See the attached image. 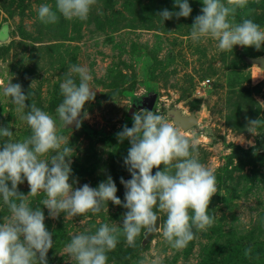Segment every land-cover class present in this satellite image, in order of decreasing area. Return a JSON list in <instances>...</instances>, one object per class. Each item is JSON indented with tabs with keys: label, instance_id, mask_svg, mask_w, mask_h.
Instances as JSON below:
<instances>
[{
	"label": "rangeland",
	"instance_id": "obj_1",
	"mask_svg": "<svg viewBox=\"0 0 264 264\" xmlns=\"http://www.w3.org/2000/svg\"><path fill=\"white\" fill-rule=\"evenodd\" d=\"M174 2L97 0L86 21L61 16L58 23L46 25L38 19V7L50 4L55 10V0H0V28L7 26L9 33V39L0 43V80L6 84L13 77L11 83L21 84L25 94L34 93L26 104L34 100L56 119L57 134L68 138L74 149L69 183L76 180L74 187L95 188L111 176L122 202L125 189L120 179H131L123 163L130 143L119 142L116 133L123 125L132 126L133 112L144 108L161 114L182 136L195 139L199 161L217 182L218 191L208 207L216 218L212 227L198 232L181 250L172 249L162 231L149 239L142 231L135 248L121 236L107 254L108 264L157 260L159 264H264V127L253 133L246 129L248 119L264 120V69L250 62L264 56V44L259 51L234 46L232 52H222L212 38L194 42L190 27L200 14L201 0H189L188 18L162 22L158 13L178 11ZM244 18L264 29V0H248L247 7L238 10L236 22ZM71 64L90 70V88L96 92L94 101L84 105L82 116L87 113V118L79 129L74 124L64 128L56 113L63 100L59 86ZM32 81L37 82L30 88ZM15 107L0 87V128L9 127L13 139L22 140L30 129ZM172 110L194 115L196 126L184 131L168 116ZM231 145L251 152H231ZM157 170L163 165L152 173ZM18 191L29 193L26 181ZM45 198L40 192L28 200L30 207L44 212L46 229L52 233L48 264H76L64 252L72 236L94 234L105 223L122 227L126 209L111 202L95 215L62 213L52 219L42 206ZM156 211L163 225L166 216ZM8 215L0 198V223ZM248 248L252 252L246 257Z\"/></svg>",
	"mask_w": 264,
	"mask_h": 264
},
{
	"label": "clouds",
	"instance_id": "obj_2",
	"mask_svg": "<svg viewBox=\"0 0 264 264\" xmlns=\"http://www.w3.org/2000/svg\"><path fill=\"white\" fill-rule=\"evenodd\" d=\"M200 14L193 19L190 38L216 40L220 51L232 52L234 46L253 47L257 51L264 44V29L250 18L236 22L238 10H244L248 0H201ZM97 0H55V10L50 4H41L37 16L43 24H56L62 16L66 20L86 21ZM174 9H162L158 17L162 22L188 18L192 12L189 0H175ZM59 14V15H58ZM9 39L7 26L0 28V43ZM79 78V83L75 77ZM10 76L5 84L0 80L3 95L15 105L20 119L29 126L30 134L14 140L9 127L0 128V198L10 215L0 223V264H48L47 253L53 247L52 233L46 229L45 215L40 207H30L29 196L43 192L42 206L49 218L62 213L68 217L93 215L107 208L108 202L126 209L122 227L115 223L102 224L95 233L81 232L72 236L64 252L76 264H108V253L113 251L121 236L131 248L137 247L142 231L145 238L154 231H162L167 244L181 250L205 232L215 222L208 207L218 191L216 177L198 159L195 139L182 136L163 115L144 108L132 113V126H122L116 133L119 142L128 140L130 147L124 165L131 179H120L125 189L123 202L116 195L118 189L108 176L93 188L88 184L74 187L71 157L74 149L69 139L57 134L56 119L37 107L35 101L26 104L34 93L25 94L22 85L13 84ZM93 79L86 67L71 64L60 83L62 102L56 108L61 125H75L79 129L87 113L86 102L94 101L96 92L89 82ZM37 81H32L30 88ZM264 127L262 119H248L249 133ZM250 146L251 141H248ZM232 152V149H231ZM255 154V152H254ZM42 157H48L42 159ZM157 170L152 173L154 168ZM29 186V193L18 191V185ZM10 185V186H9ZM166 216L158 225L157 210ZM251 248L244 255L250 256ZM139 264H145L140 261ZM152 264H159L153 261Z\"/></svg>",
	"mask_w": 264,
	"mask_h": 264
},
{
	"label": "water",
	"instance_id": "obj_3",
	"mask_svg": "<svg viewBox=\"0 0 264 264\" xmlns=\"http://www.w3.org/2000/svg\"><path fill=\"white\" fill-rule=\"evenodd\" d=\"M250 62L259 65L262 69H264V56L256 59H252ZM153 101L151 100L149 103L151 104ZM168 116L172 118L174 124L178 125L184 131L192 129L197 124V118L194 115H183L180 110H172L167 112ZM159 224V219L157 221V227ZM155 232V231H154ZM150 233L147 237L149 239L151 235L154 233Z\"/></svg>",
	"mask_w": 264,
	"mask_h": 264
},
{
	"label": "trees",
	"instance_id": "obj_4",
	"mask_svg": "<svg viewBox=\"0 0 264 264\" xmlns=\"http://www.w3.org/2000/svg\"><path fill=\"white\" fill-rule=\"evenodd\" d=\"M230 148L232 149V151L237 152V153H241V154H244V155H249L250 152H251V149L244 150V149H242V148H240L238 146H233V145H231Z\"/></svg>",
	"mask_w": 264,
	"mask_h": 264
},
{
	"label": "built area",
	"instance_id": "obj_5",
	"mask_svg": "<svg viewBox=\"0 0 264 264\" xmlns=\"http://www.w3.org/2000/svg\"><path fill=\"white\" fill-rule=\"evenodd\" d=\"M208 79H206L205 81H204V83L207 81Z\"/></svg>",
	"mask_w": 264,
	"mask_h": 264
}]
</instances>
